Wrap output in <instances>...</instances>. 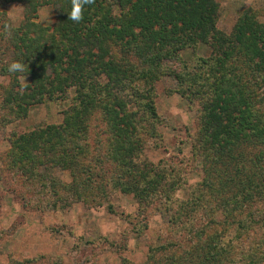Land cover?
<instances>
[{"label":"trees","instance_id":"obj_1","mask_svg":"<svg viewBox=\"0 0 264 264\" xmlns=\"http://www.w3.org/2000/svg\"><path fill=\"white\" fill-rule=\"evenodd\" d=\"M6 2L23 4L25 17L6 36L10 21L0 14V76L9 78L0 87V127L74 94L62 124L8 138L1 161L23 206L101 207L118 192L142 217L158 209L172 226V238L150 248L142 264L264 262V21L247 10L226 35L216 28V0H95L80 23L68 19L71 0ZM43 6L56 15L50 28L34 22ZM198 44L211 55L196 73L164 68ZM14 60L25 72L8 71ZM164 75L187 86L179 93L201 107L192 150L203 177L185 201L175 197L177 173L143 156L156 135L153 86ZM127 223L139 233V223Z\"/></svg>","mask_w":264,"mask_h":264},{"label":"rangeland","instance_id":"obj_2","mask_svg":"<svg viewBox=\"0 0 264 264\" xmlns=\"http://www.w3.org/2000/svg\"><path fill=\"white\" fill-rule=\"evenodd\" d=\"M216 2V28L226 35L234 31L247 10L259 21H264V0ZM1 13L13 27H18L24 20L25 6L0 0ZM55 20L52 6H43L37 10L34 22L50 28ZM210 55V47L198 44L194 48H184L179 52L178 61L166 62L163 66L196 73L201 59ZM8 83V77L0 76V87ZM186 87H180L170 75L162 76L154 84L156 135L146 140L143 150L148 161L162 162L177 173L179 185L175 197L183 201L190 198L189 194L197 189L203 177L201 164L192 150L199 130L201 107L198 101L181 96L179 92ZM69 94L66 100L33 106L26 119L0 127V264L26 259L34 260L35 264H121L122 259L142 264L150 248L172 238L169 218L161 210L151 209L142 217L132 197L118 192L101 207L76 203L66 210L30 209L23 206L16 192H11L17 182H8L1 161L9 148L8 138L12 133H26L38 126L62 124L64 112L71 106L74 96L73 91ZM51 174L65 183L70 182L67 172L55 169ZM127 218L133 224L139 223V233L127 223ZM206 218L204 212L198 217L203 224Z\"/></svg>","mask_w":264,"mask_h":264},{"label":"clouds","instance_id":"obj_3","mask_svg":"<svg viewBox=\"0 0 264 264\" xmlns=\"http://www.w3.org/2000/svg\"><path fill=\"white\" fill-rule=\"evenodd\" d=\"M95 0H71V10L68 12V19L80 23L84 18L85 6L92 5ZM4 34L11 36L12 26L9 23H5L3 26ZM26 64L23 61L14 60L8 66L10 73H23L25 72ZM26 88V85H25Z\"/></svg>","mask_w":264,"mask_h":264}]
</instances>
